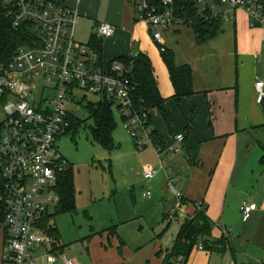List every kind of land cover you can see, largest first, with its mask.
<instances>
[{
	"label": "crops",
	"instance_id": "crops-1",
	"mask_svg": "<svg viewBox=\"0 0 264 264\" xmlns=\"http://www.w3.org/2000/svg\"><path fill=\"white\" fill-rule=\"evenodd\" d=\"M49 1L77 8L79 18L93 32L99 24L114 27L111 36L101 39L104 64L138 52L147 55L172 120L168 128L157 109L149 110L151 127L165 148L160 156L156 153L157 170L151 166L153 178L158 170L164 176L165 191L161 189V194L167 204L162 222L148 227L144 236L141 230L135 234L132 230L128 239H121L118 233L116 237L111 235L109 247L100 243L96 249L93 264H176L171 252L181 225L198 210L197 203L206 207L215 244L212 249L205 245L199 249L200 238L183 264L264 263V149L257 142H264V100L256 101L254 89L255 80L264 79L260 65L264 30L248 26L242 9L234 11V20H224L216 37L201 44L196 43L192 29L183 24L165 30L163 44L173 51L175 63L192 70L194 94L176 102L158 44L146 23L136 18L134 0ZM93 32L91 35H95ZM249 33L253 37L247 39ZM249 42L254 49L245 50ZM177 135H182L180 150L171 154L166 148L176 143ZM152 145L154 149L158 146ZM168 180L181 193V200L174 193L171 200H165ZM245 203L255 205L247 218L242 213ZM5 233L0 224V264H13L4 257ZM59 262L63 264L57 256L55 264Z\"/></svg>",
	"mask_w": 264,
	"mask_h": 264
},
{
	"label": "built area",
	"instance_id": "built-area-1",
	"mask_svg": "<svg viewBox=\"0 0 264 264\" xmlns=\"http://www.w3.org/2000/svg\"><path fill=\"white\" fill-rule=\"evenodd\" d=\"M201 3V0H199ZM8 16L13 26L27 23L33 38L30 44L19 47L7 66H0V208L6 242L4 257L13 264H55L57 254L47 251L51 227L49 204H57L56 185L61 173L69 166L58 149V139L71 128V114L67 105L76 100L75 92L94 95L109 102L123 121L124 128L138 137L145 133L150 139L148 110L138 111L130 98L131 80L123 64L113 61L104 64L101 56L89 44L75 41V29L79 18L77 8H68L49 0H7ZM173 0H134L136 18L146 23L152 40L165 50L163 32L182 25L173 13ZM226 9L215 11L218 7ZM212 14L223 20H234V11L242 9L249 25L264 27V4L261 0H220L210 5ZM97 38L114 33L109 24H99L94 29ZM136 55V54H135ZM256 101L264 100V79L254 82ZM45 90H53L51 98H45ZM85 96V95H84ZM12 98V99H10ZM176 143L166 148L175 154L180 150L182 135ZM143 143H138L141 149ZM156 146L158 156L164 151ZM146 181L155 175L150 165L144 166ZM172 181L167 188L181 199ZM144 196H150L146 191ZM201 203L196 207L200 210ZM255 209L254 204H243L244 218ZM170 219H173L172 216ZM37 247L47 251L43 263L34 257ZM202 249V244H199ZM63 264H73L65 257ZM183 264V257L176 259ZM264 264V263H259Z\"/></svg>",
	"mask_w": 264,
	"mask_h": 264
},
{
	"label": "rangeland",
	"instance_id": "rangeland-1",
	"mask_svg": "<svg viewBox=\"0 0 264 264\" xmlns=\"http://www.w3.org/2000/svg\"><path fill=\"white\" fill-rule=\"evenodd\" d=\"M210 2L211 0H201V8ZM261 2L264 3V0ZM253 28L264 30L262 26ZM92 32V27L82 18H78L75 41L88 44ZM247 35V39L253 37L250 33ZM252 48L254 49V46L249 42L245 50ZM260 62L261 70L264 71V49ZM74 94L77 103H69L67 111L74 114L77 121H81V125L75 135L72 133L73 126L66 135L58 139L57 145L72 166L75 207L71 212L56 213L55 204H49L50 223L56 227L60 236L58 242L51 236L47 251L54 252L52 250L55 243L62 246V251L57 254L60 259L65 257L75 264H93L96 249L100 243L109 247L111 235L116 237L118 233L121 239H128L132 230L134 234L141 230V235L144 236L148 233V227L161 223L167 202L161 194V189L165 191V186L162 185V170H158L155 178L149 181L142 175L144 166L158 167L157 154L147 135L139 131L138 137L133 138L124 128L119 113L113 109L114 147L112 150L105 149L92 139L89 129L92 120L88 118L84 108L87 101H96L97 98L81 91ZM52 96L53 90H45V98ZM151 114L156 122L155 112L151 111ZM2 117L0 110V119ZM138 143L144 144L141 149ZM169 181L172 180L167 182ZM171 184L175 187L173 181ZM146 191L150 192V196H144ZM166 192L165 200H171L174 192L170 189H166ZM47 251L37 247L34 257L43 262V255Z\"/></svg>",
	"mask_w": 264,
	"mask_h": 264
},
{
	"label": "trees",
	"instance_id": "trees-1",
	"mask_svg": "<svg viewBox=\"0 0 264 264\" xmlns=\"http://www.w3.org/2000/svg\"><path fill=\"white\" fill-rule=\"evenodd\" d=\"M151 1L159 4V0ZM219 3L220 0H211L209 4H204L201 8L200 4L202 3L199 0H173L172 8L174 15L182 21V24L192 29L196 43L201 44L216 37L221 31L223 19L219 15L214 16L210 8L211 4L218 5ZM30 29L31 26L27 23H21L14 27L12 19L8 16L7 0H0V66H7L12 55L19 47L30 44L33 38ZM101 43L100 38L91 35L88 44L100 55ZM160 53L174 89L173 98L175 101L179 102L183 98L191 97L194 94V90L190 66L177 65L174 60V53L170 49L165 48ZM115 61L123 64L131 80L133 89L130 93V98L133 106L138 111L157 109L169 128L172 120L166 110L165 100L159 94L156 78L148 56L138 52L136 55L117 58ZM83 99H85L84 95ZM84 108L88 118L92 120V125L89 127L92 139L105 149L112 150L114 147L112 132L115 128V122L111 105L106 100L99 99L87 101ZM147 122L150 126L152 125L149 114ZM79 125H81V121H77L75 116L71 117V128L69 131L74 126L72 133L75 135ZM261 128L264 131V125ZM150 135L153 143L163 149L164 147L161 145L155 128L151 127ZM257 142L264 149V142L260 140H257ZM262 161H264V155ZM56 193L59 196V200L55 205L56 213L73 211L75 207V189L70 163L68 169L61 173L58 178ZM199 206L200 210H196L195 214L191 218L185 219L181 225L171 257L182 256L184 260L187 259L200 238L202 239L201 244L203 247L205 245L208 249L213 248L215 241L211 239L210 233L212 224L205 214L206 207H203V205ZM2 221L3 212L0 208V223ZM49 232L58 242L60 234L56 227L51 225ZM58 249H62V246L54 243L52 251ZM118 252H121L120 248H118Z\"/></svg>",
	"mask_w": 264,
	"mask_h": 264
}]
</instances>
